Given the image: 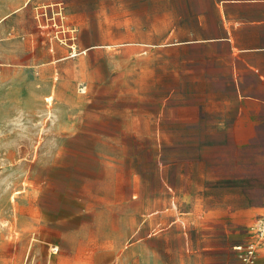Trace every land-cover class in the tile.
Masks as SVG:
<instances>
[{
    "label": "rangeland",
    "instance_id": "1",
    "mask_svg": "<svg viewBox=\"0 0 264 264\" xmlns=\"http://www.w3.org/2000/svg\"><path fill=\"white\" fill-rule=\"evenodd\" d=\"M259 16L0 0V264H237L250 243L264 264V140L232 139L226 92Z\"/></svg>",
    "mask_w": 264,
    "mask_h": 264
},
{
    "label": "crops",
    "instance_id": "2",
    "mask_svg": "<svg viewBox=\"0 0 264 264\" xmlns=\"http://www.w3.org/2000/svg\"><path fill=\"white\" fill-rule=\"evenodd\" d=\"M241 7L258 8L260 16L238 29H259V44L235 53V64L232 67L226 92L233 94L228 98V108L234 110L232 130L233 140H264V0H216ZM205 37L202 41L230 42L232 47L237 43L227 35L214 39Z\"/></svg>",
    "mask_w": 264,
    "mask_h": 264
},
{
    "label": "built area",
    "instance_id": "3",
    "mask_svg": "<svg viewBox=\"0 0 264 264\" xmlns=\"http://www.w3.org/2000/svg\"><path fill=\"white\" fill-rule=\"evenodd\" d=\"M252 230L257 234L261 246L264 245V217L261 218L253 227ZM236 251L239 254V262L237 264H258V251L254 243L249 245H238Z\"/></svg>",
    "mask_w": 264,
    "mask_h": 264
},
{
    "label": "bare ground",
    "instance_id": "4",
    "mask_svg": "<svg viewBox=\"0 0 264 264\" xmlns=\"http://www.w3.org/2000/svg\"><path fill=\"white\" fill-rule=\"evenodd\" d=\"M51 6V5H50ZM53 6V5H52ZM73 47V46H72ZM47 101H51L52 100V98L51 97H47V99H46Z\"/></svg>",
    "mask_w": 264,
    "mask_h": 264
}]
</instances>
